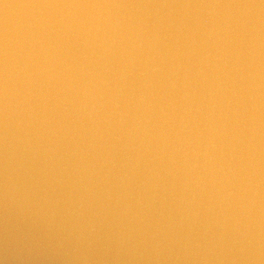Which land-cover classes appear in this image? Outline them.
Segmentation results:
<instances>
[{"label": "water", "instance_id": "water-1", "mask_svg": "<svg viewBox=\"0 0 264 264\" xmlns=\"http://www.w3.org/2000/svg\"><path fill=\"white\" fill-rule=\"evenodd\" d=\"M0 264H264V0H0Z\"/></svg>", "mask_w": 264, "mask_h": 264}]
</instances>
